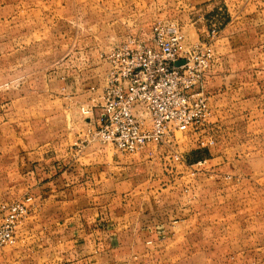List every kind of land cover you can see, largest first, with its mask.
Returning <instances> with one entry per match:
<instances>
[{
    "label": "rangeland",
    "instance_id": "rangeland-1",
    "mask_svg": "<svg viewBox=\"0 0 264 264\" xmlns=\"http://www.w3.org/2000/svg\"><path fill=\"white\" fill-rule=\"evenodd\" d=\"M166 21L179 25L186 43L219 29L204 80L211 113L192 130L176 132L173 142L143 149L150 156L135 173L152 177L142 185L143 202L177 204L185 214L175 209L174 232L130 252L123 264H264V120L247 115L233 134L232 112L246 115L252 107L232 106L231 88L207 85L209 77L213 82L242 68L264 76V0H0L6 138L16 148L85 138L89 124L81 107L100 110L106 55L134 38L149 41ZM214 108L221 123H214ZM217 176L226 189L218 190ZM15 190L22 193L21 186ZM15 245L0 252L13 254Z\"/></svg>",
    "mask_w": 264,
    "mask_h": 264
},
{
    "label": "crops",
    "instance_id": "crops-1",
    "mask_svg": "<svg viewBox=\"0 0 264 264\" xmlns=\"http://www.w3.org/2000/svg\"><path fill=\"white\" fill-rule=\"evenodd\" d=\"M242 70L222 72L207 82L217 83L216 91L231 88L232 106L252 107L246 115L232 112L233 134L240 133L239 122L247 115L264 120V76L254 78L260 71L254 68ZM216 110L214 123H221ZM7 128L0 122V201L32 195L33 202L19 225L11 248L15 252L1 251L0 264H123L133 257L130 252L174 232L175 209L185 214L177 204L158 205L153 198L143 202L142 185L152 177L143 179L135 171L150 156L146 150L126 153L112 144L84 143V138L78 141L81 133L52 147L17 149L16 142L6 138ZM223 181L216 177L219 191L226 189ZM18 186L22 193H16Z\"/></svg>",
    "mask_w": 264,
    "mask_h": 264
},
{
    "label": "built area",
    "instance_id": "built-area-1",
    "mask_svg": "<svg viewBox=\"0 0 264 264\" xmlns=\"http://www.w3.org/2000/svg\"><path fill=\"white\" fill-rule=\"evenodd\" d=\"M218 30L214 25L206 37L186 43L176 22H159L149 41L134 38L113 47L106 55L99 112L96 104L81 107L90 125L82 141L97 139L137 153L150 144L171 143L176 132L205 122L211 112L204 80ZM32 202V195L0 202V248L16 243Z\"/></svg>",
    "mask_w": 264,
    "mask_h": 264
},
{
    "label": "water",
    "instance_id": "water-1",
    "mask_svg": "<svg viewBox=\"0 0 264 264\" xmlns=\"http://www.w3.org/2000/svg\"><path fill=\"white\" fill-rule=\"evenodd\" d=\"M183 61L181 60V61H179L178 63H182Z\"/></svg>",
    "mask_w": 264,
    "mask_h": 264
}]
</instances>
